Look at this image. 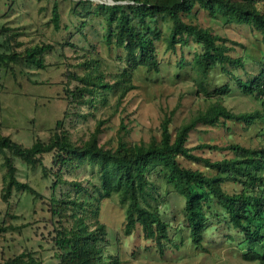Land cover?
Instances as JSON below:
<instances>
[{
	"label": "trees",
	"instance_id": "1",
	"mask_svg": "<svg viewBox=\"0 0 264 264\" xmlns=\"http://www.w3.org/2000/svg\"><path fill=\"white\" fill-rule=\"evenodd\" d=\"M79 2L87 4L83 0ZM197 8L223 18L225 23L248 25L259 34L257 38L264 47V0H112L97 4L90 12L103 17L104 41L114 42L124 49L125 63L113 75L108 72L104 59L95 52L83 54L80 61L68 64L62 73L67 108L46 141L36 139L24 146L0 134V154L5 166L1 198L8 200L13 188L33 190L17 179L15 157L32 165L43 164V155L51 152L52 161L61 167L84 162L97 165L98 200L117 194L119 201L125 204V235L139 226L143 237L152 241L159 252L166 243L174 244L177 236L184 240L181 231L170 235L171 220L164 216L163 206L168 202L169 192L173 191L183 200V225L178 228L186 230L194 249L208 251L215 243L214 237L219 236L234 247V254L247 264H264V61L256 60L253 72L246 68L245 49L234 54L231 41L226 43L212 27L195 22ZM52 16L57 27L56 5ZM161 23L165 29L161 28ZM17 34L8 27L0 28V62L11 69L24 63L39 68L46 66L45 55L55 45L22 46ZM160 41L164 42L165 51L173 52L194 42L196 48L189 58L193 84L197 92L205 95L206 107L198 109L173 130L169 127L172 117L162 118L157 129L160 137L151 135L147 142L126 143L119 139L116 146H104L98 143L103 122L99 118L86 137L85 132L75 133L77 117H85L86 112L94 117L93 109L106 103L109 92L118 91L117 102H120L133 88L134 69L141 66L147 71H159L157 44ZM66 44L61 43L62 49ZM68 44L75 52L81 48ZM183 61L181 57L180 66ZM75 65L80 66V71L73 68ZM217 68L227 80L210 89L208 78ZM234 68H244L245 76L234 73ZM231 80L254 100L252 108L237 112L226 108L223 99L231 91ZM84 106L88 111H83ZM67 117L69 128L65 127ZM226 120L243 123L246 128L253 126L255 144L221 146L201 142L194 148L216 149L221 155L226 149L232 154L214 160L195 155L193 147L187 145L190 130L197 123L212 127L225 125ZM180 157L202 161L206 169L185 166L179 161ZM154 172L170 187L160 197L149 192L155 189L151 179ZM56 177L62 179L60 175ZM91 178L90 172L88 180ZM77 184L79 188L74 194L62 192L59 198L52 195L50 199L52 214L68 219V224L61 221L54 227L56 264H120L119 254L111 251L108 244L106 225L98 219L99 202L92 203L87 196H81V191L87 189ZM151 197L153 201H149ZM5 229L0 223V232ZM0 264H41V259L30 253H18L4 258Z\"/></svg>",
	"mask_w": 264,
	"mask_h": 264
},
{
	"label": "rangeland",
	"instance_id": "2",
	"mask_svg": "<svg viewBox=\"0 0 264 264\" xmlns=\"http://www.w3.org/2000/svg\"><path fill=\"white\" fill-rule=\"evenodd\" d=\"M83 1L87 4H81L79 0H0V28L8 27L18 32L17 38L22 46L35 43L55 45L45 55L46 66L42 68L24 63L11 69L0 62V134L8 135L24 146L31 145L36 139L46 141L67 108L62 73L68 64L80 61L81 55H89L90 52L100 55L111 75L124 65V49L114 42L107 44L104 41L105 21L101 15L90 12L97 4L112 0ZM54 5L59 13L57 27L52 20ZM194 21L212 27L215 33L226 39V43L231 41L234 54L244 48L248 56L245 66L250 71L253 72L256 60L264 61V47L257 38L259 34L248 25L225 23L223 18L211 16L207 10L198 8ZM160 25L162 29L166 28L163 23ZM61 43H67L63 49ZM68 43L81 48L75 52ZM157 47L161 61L159 71H147L141 66L134 69L131 74L133 88L120 102H117L118 91L109 92L106 103L93 109L94 117L86 112L88 108L84 106L82 109L86 114L83 118L77 117L76 128L73 129L78 128L75 133L85 132L86 137L99 118L103 122L98 143L116 146L119 139L126 143L147 142L151 135L160 137L157 129L162 118L172 117L169 127L173 130L195 115L198 109L206 107L205 95L197 92L193 84L189 58L196 48L194 42L190 41L174 52L165 51L162 41ZM181 57L184 58L182 66L179 65ZM73 68L80 71L78 65ZM244 71V68L233 69L234 73L241 75ZM226 80L217 68L209 75L208 87L211 89ZM230 85L231 91L223 99L226 108L237 112L255 105L254 100L241 92L233 80ZM65 127L69 128V117L65 120ZM188 137L187 145L193 147L195 155L214 160L232 153L224 149L221 155L216 149L194 147L201 142L221 146L227 143L253 146L255 128H246L235 120H226L225 125L212 127L197 123ZM179 161L185 166L206 169L202 161L193 162L184 157H180ZM14 165L17 179L33 190L13 188L8 200L1 198L5 166L0 154V223L6 227L0 232V262L18 253H30L41 259V264H56L54 227L61 221L68 224V219L52 214L50 199L52 195L59 198L62 192L74 194L79 188L77 183H80L88 191H81V196H87L92 203L99 202L98 219L106 225L108 244L111 251L119 254L120 264H247L234 254V247L219 236L214 237L215 243L208 251L194 249L186 230L178 228L183 225V200L173 191L169 192L168 202L163 206L166 210L164 216L171 220L170 235L181 231L185 238L182 240L177 236L175 246L166 243L163 251L159 252L152 241L143 237L139 226L130 234H124L125 204L119 201L117 194L98 200L96 164L84 162L61 167L52 161L50 152L43 155V164L32 165L15 157ZM90 172L91 181L88 180ZM56 174L62 179H57ZM151 179L155 189L151 188L149 192L153 195L160 197L170 188L156 172L151 174Z\"/></svg>",
	"mask_w": 264,
	"mask_h": 264
},
{
	"label": "water",
	"instance_id": "3",
	"mask_svg": "<svg viewBox=\"0 0 264 264\" xmlns=\"http://www.w3.org/2000/svg\"><path fill=\"white\" fill-rule=\"evenodd\" d=\"M112 2V1H111Z\"/></svg>",
	"mask_w": 264,
	"mask_h": 264
}]
</instances>
